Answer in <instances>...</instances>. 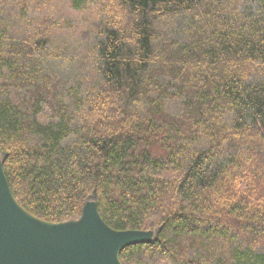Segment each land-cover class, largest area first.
<instances>
[{"label":"trees","instance_id":"obj_1","mask_svg":"<svg viewBox=\"0 0 264 264\" xmlns=\"http://www.w3.org/2000/svg\"><path fill=\"white\" fill-rule=\"evenodd\" d=\"M18 204L157 232L121 264H264V0H0Z\"/></svg>","mask_w":264,"mask_h":264},{"label":"water","instance_id":"obj_2","mask_svg":"<svg viewBox=\"0 0 264 264\" xmlns=\"http://www.w3.org/2000/svg\"><path fill=\"white\" fill-rule=\"evenodd\" d=\"M0 154V264H121L127 247L149 244L157 232L114 231L101 219L94 194L77 221H42L15 200Z\"/></svg>","mask_w":264,"mask_h":264}]
</instances>
